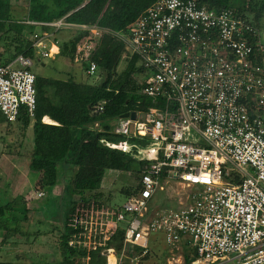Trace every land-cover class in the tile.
<instances>
[{
    "label": "built area",
    "instance_id": "2783aa9c",
    "mask_svg": "<svg viewBox=\"0 0 264 264\" xmlns=\"http://www.w3.org/2000/svg\"><path fill=\"white\" fill-rule=\"evenodd\" d=\"M45 25L86 32L73 61L87 63V76L97 71L89 57L100 37L112 34L124 45V58L136 57L141 94L150 100L146 111L119 118L113 128L147 140L133 145L145 162L136 192L122 205L81 203L68 220V245L80 252L79 264H144L151 233L163 236L170 253H196L189 264H264V43L253 25L194 0H157L125 32L63 19ZM45 38L52 35L31 38L42 59L57 47L52 38L47 48ZM32 67L23 55L0 61V114L9 123L21 111L35 115ZM118 147L130 148L126 142ZM170 182L191 189L187 205H155ZM119 230L117 251L109 242Z\"/></svg>",
    "mask_w": 264,
    "mask_h": 264
},
{
    "label": "trees",
    "instance_id": "16d2710c",
    "mask_svg": "<svg viewBox=\"0 0 264 264\" xmlns=\"http://www.w3.org/2000/svg\"><path fill=\"white\" fill-rule=\"evenodd\" d=\"M157 0H26V14L21 19L11 15L10 0H0V61L7 63L18 55L30 58L34 62H41V58L34 47L30 36L36 29L49 33L53 30L45 24L63 19L74 25H96L112 32H125L139 14ZM199 6L215 11L228 10L233 15L246 20L259 33V22L264 15V0L256 10L252 0H194ZM253 12L252 21L247 13ZM29 22V23H27ZM76 34L68 41L57 43V56L61 60L73 61L75 47L86 34L85 31L73 29ZM124 45L110 33H103L96 44L89 60L96 66V73L100 77L98 84H87L74 80V75L67 79L44 77L33 72L35 76L36 110L33 118L21 111L16 122L23 129L32 122L33 144L29 152L28 169L39 175L35 183L37 191L45 192L55 189L58 182V171L62 169L63 191L69 196V204L65 210L61 228L49 225L48 232L54 229L58 236L56 248L60 255L61 264H77L80 252H76L68 245L71 231L67 224L75 208L81 203L91 200H101V183L105 171L135 172L137 184L133 188L124 189L125 197L138 189V180L145 163L137 157V148L143 146L146 139L125 136L113 131L118 120L124 113L146 111L150 100L141 94L142 85L135 77L141 68L136 66V57L124 58ZM126 62L121 72L118 65ZM86 71L87 63H75ZM72 65V64H71ZM95 73V74H96ZM94 74V75H95ZM92 75V76H94ZM91 77V76H88ZM103 103L102 111L95 109ZM48 117L53 124L43 123ZM0 118V122H1ZM95 124H98L95 127ZM126 142L130 148L121 150L118 146ZM114 145V146H113ZM136 165L137 169L133 170ZM69 168L74 170L68 178ZM165 177L163 172L161 175ZM232 183H238L234 176ZM75 196H78L75 198ZM106 201V200H105ZM108 204V201L106 203ZM40 208L27 205L25 200L8 201L0 205V246L8 233L30 236L47 234L37 230L32 234H23L21 224L43 226ZM123 232L117 231L109 244L117 251L121 248ZM96 252H92V259ZM148 255L144 260L148 259ZM182 258L185 264L197 259V254L184 248ZM94 263L100 264L101 260ZM0 264H11L2 262ZM79 264V263H78Z\"/></svg>",
    "mask_w": 264,
    "mask_h": 264
},
{
    "label": "rangeland",
    "instance_id": "374dc122",
    "mask_svg": "<svg viewBox=\"0 0 264 264\" xmlns=\"http://www.w3.org/2000/svg\"><path fill=\"white\" fill-rule=\"evenodd\" d=\"M256 4L258 10L262 0H252ZM11 15L22 19V13L26 12V0H10ZM252 21L254 13H247ZM259 36L264 43V15L259 22ZM42 32L36 29L34 33ZM49 33L56 32L55 39L62 43L72 38L76 32L70 28H54ZM52 35V36H53ZM32 36H30L31 40ZM52 38H45V44L49 48ZM72 64V65H71ZM126 62L121 60L117 71L121 72L125 67ZM138 65V64H136ZM32 72L44 77L67 79L68 74L74 75V80L87 84H98L100 77L97 73L94 76L88 77L85 70L79 64H73L67 60H61L57 56L41 59V62H34L31 68ZM135 77L139 81V76ZM0 205L8 201L25 200L27 205H35L40 208L38 214H42L43 226L29 225L28 227L21 224L20 231L23 234H32L37 230L49 231L51 225L56 228H61L64 218V213L69 204V196H65L62 182V169L58 171V182L55 189H50L45 192L44 197H39L38 194L42 191H37L35 183L39 175L31 172L28 169L29 152L33 144V129L32 122L30 126L23 129L19 122H7L0 114ZM120 120H115L112 124L119 125ZM137 166H133L136 170ZM67 172L68 178H71L74 170L69 168ZM19 172H28L26 178L19 176ZM137 184V175L135 172H115L108 176L105 172L102 179L101 201L110 206L122 205L125 202V190L133 188ZM66 185V184H65ZM64 187L66 188V186ZM125 189V190H124ZM190 188H185L179 182H170L162 192H160L155 200V205L161 204L162 208L176 209L181 202L183 206L187 205L190 200L188 194ZM78 196H75L77 198ZM106 200V201H105ZM178 205V206H177ZM168 210V209H164ZM48 224L50 226H48ZM47 234H39L26 238L24 235L8 233L5 241L0 246V261L9 262L11 264H61L60 255L56 248L58 234L54 229ZM2 233L0 232V236ZM1 240V238H0ZM150 255L147 262L144 264H184L181 251H173L170 253L169 248L164 243L163 236L159 233H151L149 235ZM80 259L75 263H79ZM200 264H204L200 262ZM214 264H229L221 260Z\"/></svg>",
    "mask_w": 264,
    "mask_h": 264
},
{
    "label": "crops",
    "instance_id": "0c3cea01",
    "mask_svg": "<svg viewBox=\"0 0 264 264\" xmlns=\"http://www.w3.org/2000/svg\"><path fill=\"white\" fill-rule=\"evenodd\" d=\"M11 8H12V6H11ZM23 15H22V18L25 16V14H26V12L25 13H22ZM49 35L51 34V33H48ZM53 38V37H52ZM47 47V46H46ZM50 47V46H49ZM52 52L54 53V55L53 56H55L56 55V53L58 52V48L57 47H54L53 49H52ZM42 59V58H41ZM46 59V58H45ZM45 118V117H44ZM48 118V117H47ZM51 121V120H50ZM42 122H43V119H42ZM44 123V122H43ZM49 124H53V123H49ZM30 126V125H29ZM105 172H108V176H110L111 174H113V173H115V172H117V171H112V170H107V171H105ZM27 173L28 172H19V176L21 175V177H23V178H26V176H27ZM105 174V173H104ZM104 177V176H103ZM101 188H102V183H101ZM148 244H149V240H148ZM182 255V254H181ZM146 262H147V260H146Z\"/></svg>",
    "mask_w": 264,
    "mask_h": 264
},
{
    "label": "water",
    "instance_id": "95a60500",
    "mask_svg": "<svg viewBox=\"0 0 264 264\" xmlns=\"http://www.w3.org/2000/svg\"><path fill=\"white\" fill-rule=\"evenodd\" d=\"M127 117H129V118H131V119H134V117H135V113H134V112H131V113H124V114H122L119 118H120V119H125V118H127Z\"/></svg>",
    "mask_w": 264,
    "mask_h": 264
},
{
    "label": "bare ground",
    "instance_id": "6f19581e",
    "mask_svg": "<svg viewBox=\"0 0 264 264\" xmlns=\"http://www.w3.org/2000/svg\"><path fill=\"white\" fill-rule=\"evenodd\" d=\"M43 122H44V123H47V124L52 123V122L50 121V119L47 118V117L43 118Z\"/></svg>",
    "mask_w": 264,
    "mask_h": 264
}]
</instances>
